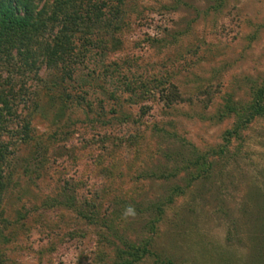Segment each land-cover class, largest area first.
<instances>
[{"label": "rangeland", "instance_id": "1", "mask_svg": "<svg viewBox=\"0 0 264 264\" xmlns=\"http://www.w3.org/2000/svg\"><path fill=\"white\" fill-rule=\"evenodd\" d=\"M124 2L76 35L69 78L0 87V264H264V0Z\"/></svg>", "mask_w": 264, "mask_h": 264}, {"label": "trees", "instance_id": "2", "mask_svg": "<svg viewBox=\"0 0 264 264\" xmlns=\"http://www.w3.org/2000/svg\"><path fill=\"white\" fill-rule=\"evenodd\" d=\"M114 2L112 4V0H0V87L14 82L12 77L25 71L36 72L40 65L58 68L62 75L61 79L59 78L61 81L63 78H69L68 65L76 57L74 52L76 35H84L87 30L97 25L108 27L109 20L104 18L102 10H114L110 16H117L125 4L124 0ZM82 44L89 45V42L82 39ZM1 73H6V76L2 78ZM168 86L173 88V92L164 99L178 100L173 85ZM142 88L143 92L148 94H150L148 91L152 90L150 87ZM165 90L166 87L163 86L158 92L162 94ZM5 93L0 89V194L3 189L2 167L5 157L10 153L9 142L2 138L9 133L8 125L17 119L11 102L14 99L11 88L9 87ZM263 94L264 89L260 92V95ZM10 96L13 97L11 101ZM257 108L256 113H262V107L258 105ZM27 132L28 121L22 123L21 139L27 138ZM263 196L261 197L264 198ZM81 207L82 204L76 207L78 215L83 214ZM97 211L94 205L88 213L89 216L83 214L81 217L91 221L92 217L97 215ZM225 217L229 219L230 214ZM233 222L230 220V225L228 224L226 228L225 239L231 243L242 242L245 231L238 229ZM259 235L263 247V226ZM134 261L132 258L121 264H131Z\"/></svg>", "mask_w": 264, "mask_h": 264}, {"label": "clouds", "instance_id": "3", "mask_svg": "<svg viewBox=\"0 0 264 264\" xmlns=\"http://www.w3.org/2000/svg\"><path fill=\"white\" fill-rule=\"evenodd\" d=\"M135 209L132 206H128L125 210V212L123 213V215L125 216V218L127 217H134L135 216Z\"/></svg>", "mask_w": 264, "mask_h": 264}]
</instances>
